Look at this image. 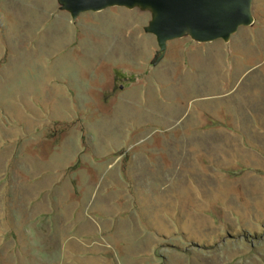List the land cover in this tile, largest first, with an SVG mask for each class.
<instances>
[{"label": "rangeland", "instance_id": "obj_1", "mask_svg": "<svg viewBox=\"0 0 264 264\" xmlns=\"http://www.w3.org/2000/svg\"><path fill=\"white\" fill-rule=\"evenodd\" d=\"M160 49L149 7L0 0V264H264V0Z\"/></svg>", "mask_w": 264, "mask_h": 264}, {"label": "water", "instance_id": "obj_2", "mask_svg": "<svg viewBox=\"0 0 264 264\" xmlns=\"http://www.w3.org/2000/svg\"><path fill=\"white\" fill-rule=\"evenodd\" d=\"M72 16L109 6L149 7L154 17L150 31L161 50L166 41L188 32L202 42L227 39L240 26L253 21L252 0H59Z\"/></svg>", "mask_w": 264, "mask_h": 264}]
</instances>
